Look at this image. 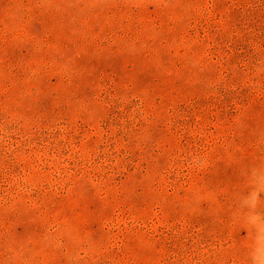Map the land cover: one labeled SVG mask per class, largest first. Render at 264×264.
<instances>
[{
  "label": "rangeland",
  "instance_id": "rangeland-1",
  "mask_svg": "<svg viewBox=\"0 0 264 264\" xmlns=\"http://www.w3.org/2000/svg\"><path fill=\"white\" fill-rule=\"evenodd\" d=\"M0 264H264V0H0Z\"/></svg>",
  "mask_w": 264,
  "mask_h": 264
}]
</instances>
